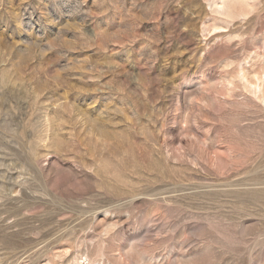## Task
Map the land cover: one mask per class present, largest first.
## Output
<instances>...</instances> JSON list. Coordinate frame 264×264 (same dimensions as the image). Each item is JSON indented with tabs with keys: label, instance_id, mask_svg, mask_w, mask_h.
Listing matches in <instances>:
<instances>
[{
	"label": "rangeland",
	"instance_id": "1",
	"mask_svg": "<svg viewBox=\"0 0 264 264\" xmlns=\"http://www.w3.org/2000/svg\"><path fill=\"white\" fill-rule=\"evenodd\" d=\"M0 0V264H264V0Z\"/></svg>",
	"mask_w": 264,
	"mask_h": 264
},
{
	"label": "bare ground",
	"instance_id": "2",
	"mask_svg": "<svg viewBox=\"0 0 264 264\" xmlns=\"http://www.w3.org/2000/svg\"><path fill=\"white\" fill-rule=\"evenodd\" d=\"M246 0H221L218 2L220 5H218V8L222 9V11L228 15V17L232 16V10H231V3L232 2H245Z\"/></svg>",
	"mask_w": 264,
	"mask_h": 264
}]
</instances>
